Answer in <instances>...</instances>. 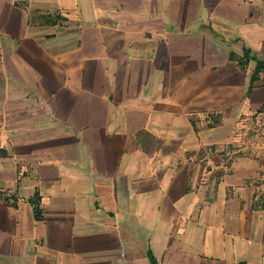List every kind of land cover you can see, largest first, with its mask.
Listing matches in <instances>:
<instances>
[{"label": "crops", "instance_id": "1", "mask_svg": "<svg viewBox=\"0 0 264 264\" xmlns=\"http://www.w3.org/2000/svg\"><path fill=\"white\" fill-rule=\"evenodd\" d=\"M258 61L264 0H0V264H264Z\"/></svg>", "mask_w": 264, "mask_h": 264}, {"label": "rangeland", "instance_id": "2", "mask_svg": "<svg viewBox=\"0 0 264 264\" xmlns=\"http://www.w3.org/2000/svg\"><path fill=\"white\" fill-rule=\"evenodd\" d=\"M206 120H207V118H206ZM261 120L264 121V117H262ZM219 121H221V119L219 117H213L212 116L211 118H209V121H207L208 124H206V125L214 127L216 124L219 123ZM154 122H155V120L153 118L150 119L149 117H144L143 118L142 131L141 132L139 131L140 133L136 134V136L138 138V141H142L141 144L143 145V148L141 149V151L139 149L137 150V151H139L142 154V158H150L151 157V155H152V151L150 152V146L152 145L151 141H152V139L155 141L156 138L158 139V137H159L157 132L153 131L152 128H151V125ZM222 124L225 125L226 128H228L227 123L223 122ZM126 130H127L126 131V135L124 136L123 139H125L126 141H130V142L134 141V135H135L134 134L135 133V131H134V123L133 122H129L127 124ZM137 132H138V130H137ZM16 135H20V134H16ZM71 135L72 134H70V133H57L56 134L54 129H48L44 134L41 133V135L40 134H31L30 138L33 141H37L38 139L43 141V139H45L47 147H48L47 148V153H48V157H49L50 154L52 156L55 153V151L61 153L60 149L56 150L55 148H53L54 144L55 143L57 144V142L62 141L63 138H65V137H67L69 139V137H72ZM84 135H85V133H83V132H81V133L77 132V133L73 134L72 141L73 142H78V143H80V145L84 146L83 145V142H84L83 138H85ZM40 136H41V138L42 137L43 138L40 139ZM217 136H218V134H217ZM256 137L257 136H255L253 139H256ZM257 140H263L264 141V134L263 135L260 134V136H258ZM244 141H245V139H244ZM36 144H38V143H36ZM42 151H43V149L41 147L39 148L38 146H36V148H34L32 150V152L35 154L33 157H38V153H40ZM244 151L248 152V151H250V149L249 148L248 149L245 148ZM164 154H165V150L163 148H161L159 150V158H163ZM84 155H86L85 154V150H84ZM33 157H31V158H33ZM37 200H38V198H37ZM39 211L40 210L38 209V206L36 205V215H38V216L40 215Z\"/></svg>", "mask_w": 264, "mask_h": 264}, {"label": "trees", "instance_id": "3", "mask_svg": "<svg viewBox=\"0 0 264 264\" xmlns=\"http://www.w3.org/2000/svg\"><path fill=\"white\" fill-rule=\"evenodd\" d=\"M257 67H258V68H264V65H263V64H261V62H260V61H258V63H257Z\"/></svg>", "mask_w": 264, "mask_h": 264}]
</instances>
